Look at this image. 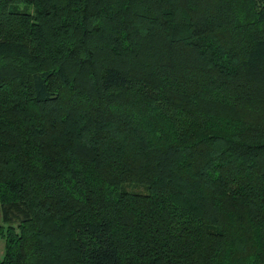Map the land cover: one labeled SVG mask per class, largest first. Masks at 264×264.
<instances>
[{
  "label": "trees",
  "instance_id": "1",
  "mask_svg": "<svg viewBox=\"0 0 264 264\" xmlns=\"http://www.w3.org/2000/svg\"><path fill=\"white\" fill-rule=\"evenodd\" d=\"M0 264H264V0H0Z\"/></svg>",
  "mask_w": 264,
  "mask_h": 264
},
{
  "label": "rangeland",
  "instance_id": "2",
  "mask_svg": "<svg viewBox=\"0 0 264 264\" xmlns=\"http://www.w3.org/2000/svg\"><path fill=\"white\" fill-rule=\"evenodd\" d=\"M0 225H3L2 212L0 208ZM6 241L3 237H0V260L4 258Z\"/></svg>",
  "mask_w": 264,
  "mask_h": 264
}]
</instances>
